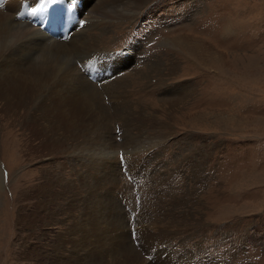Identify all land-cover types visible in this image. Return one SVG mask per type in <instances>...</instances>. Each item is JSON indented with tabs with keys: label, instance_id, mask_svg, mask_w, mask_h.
Returning a JSON list of instances; mask_svg holds the SVG:
<instances>
[{
	"label": "rangeland",
	"instance_id": "374dc122",
	"mask_svg": "<svg viewBox=\"0 0 264 264\" xmlns=\"http://www.w3.org/2000/svg\"><path fill=\"white\" fill-rule=\"evenodd\" d=\"M23 1L16 17L25 23L48 10L43 1L29 19V2ZM81 1L68 0L72 15L83 9ZM74 23L82 27L84 21ZM74 32L50 40L68 42ZM86 33L97 39L98 53L77 56L72 69L91 87L125 77L118 98L101 91V102L107 108L127 103L121 110L146 120L143 126L129 115L133 124L126 126L110 112L107 134L117 147L112 156L70 158L114 206L118 228L107 222L102 238L107 242V235L123 231L126 240L94 251V238L83 243L66 234L74 218L65 205L68 195L54 205L56 196L34 190L44 178L32 183V176H65L68 169L59 165L69 157L54 160L28 150L23 162L24 150L16 152L11 144L18 143L8 136L9 144L0 140V264H61L69 254L77 264H88L95 254L108 264H264V0H152L135 18L112 17ZM157 64L159 72L151 73ZM21 176L28 186L16 205ZM99 185L103 189L95 191ZM41 199L50 204L35 205ZM41 214L53 223L45 225ZM58 233L64 250L55 258L50 247Z\"/></svg>",
	"mask_w": 264,
	"mask_h": 264
},
{
	"label": "bare ground",
	"instance_id": "6f19581e",
	"mask_svg": "<svg viewBox=\"0 0 264 264\" xmlns=\"http://www.w3.org/2000/svg\"><path fill=\"white\" fill-rule=\"evenodd\" d=\"M43 1L47 2L45 8H48V10L43 13L39 11L38 14L40 15L31 23H25V21H20L16 17L20 14L18 11L21 4L24 3L23 0H7L6 3L0 1V120L4 119L3 122L7 129L5 137L4 134L0 135V140L9 144L6 137L14 136L18 144L13 143L11 146L18 153H20V150L21 152L24 150L23 162L26 159L25 151L28 152V150L32 153L40 152L42 157L51 156L54 160H57L55 158L69 157L65 164L61 162L59 165L60 170L68 169L66 170L67 176H64V173L55 171L54 173L45 171L42 173L43 176L39 173L40 178L33 174L32 183L44 178L41 184L38 183L33 188L43 197L56 196L54 205L57 206H60L57 198L68 195L65 205L74 218L72 230L70 229L71 231L65 233L72 237L77 234L81 237V241H84L83 243L89 238H94V251H100V249L110 251L113 250L112 248L115 245L113 240L121 242L126 240L123 231H112L114 235H107L110 236L108 238L111 239L110 241L106 242L102 238L101 230L107 222L112 227L115 226L113 229L118 228L114 206H112L113 204L109 199L104 197L103 199L100 192L97 194L94 192V185L92 186L86 181L84 173L76 171L70 158L77 157L80 159V153L90 154L96 152L98 156L108 160L117 149L112 139L108 138L110 137L107 134L110 128L108 120L112 118L108 113L118 114L119 116L116 119L124 122V125L127 123L128 126L133 123L130 119H127V116L135 114H127V111L121 110V108L127 106V103L123 105L118 103L117 106L111 107V105V108H107L101 102V91L108 96L109 100L118 98V91L120 86H124L125 77L118 78L111 84L106 81L99 84L98 87L95 84L91 87L89 81L77 67L72 69V64L78 62L79 58L85 59L90 54L98 53L96 49L98 44L94 41L97 39L87 38L88 32L86 33V31L97 27L103 20H112V17L119 21L131 20L136 17L142 6L152 0H84V3L81 1L80 4L83 9L79 8L78 11L76 8V16L72 15L66 7L70 4L68 0H60L59 2L56 0H28L30 5L27 7L29 19L44 4ZM71 1L77 2V0ZM72 5L75 6L74 4L70 6ZM50 13L56 18L57 24L45 27L42 23H44L45 16L50 15ZM80 19L84 21L82 27L81 24L74 23ZM54 28H57V30L66 28L68 30L67 38H69L72 30L76 32L72 34L68 42H56L50 40L51 37L46 34ZM116 55L121 58L123 54L118 52ZM206 57L205 55V59ZM205 59L202 60L206 61ZM97 60L95 59V61ZM159 67L160 64L153 66L151 73H158ZM122 114H127L125 119ZM135 116L134 121L144 126L146 122L144 117L139 121L137 115ZM113 118H115L114 115ZM10 130L13 132L11 135ZM141 134L139 132L131 140L141 137ZM27 147L29 148L26 150ZM19 161L22 162V159H19ZM72 175L75 179H72ZM106 176L107 173L105 176L102 175L104 179ZM15 184V199L16 205H18L28 185H26L27 182L24 180V176H21ZM102 189L103 186L99 185V188H96L95 191ZM97 195L102 198L101 201H96ZM77 198V202L81 204L80 207L75 204ZM91 199L95 201L91 203ZM47 203L50 204V200L41 199L36 201L35 205L46 208ZM44 210L47 212L46 209ZM50 215L53 216V213H50ZM50 215L43 216L41 214L38 219L43 218L42 220L46 223L44 224L50 225L53 223V219L52 221L47 219V216ZM25 219L23 218L24 221ZM118 221L120 222V220ZM56 238L57 242L52 243L50 247V252L55 258L58 257L56 252L60 251L62 253L64 250L63 235L58 233ZM75 245L76 243L73 245V250ZM121 248H123V245ZM129 248L125 244L123 251H129ZM95 255L88 259V264H108ZM63 257L64 260L61 264L78 263L76 256L72 254ZM123 258L126 260V257ZM55 263L60 262L55 261Z\"/></svg>",
	"mask_w": 264,
	"mask_h": 264
}]
</instances>
